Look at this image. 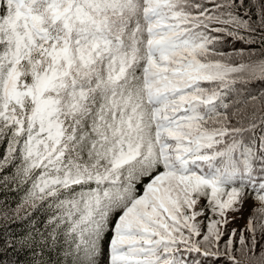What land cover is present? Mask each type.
Instances as JSON below:
<instances>
[{
	"label": "snow or ice",
	"instance_id": "6c2138e0",
	"mask_svg": "<svg viewBox=\"0 0 264 264\" xmlns=\"http://www.w3.org/2000/svg\"><path fill=\"white\" fill-rule=\"evenodd\" d=\"M0 145V256L264 264V0H0Z\"/></svg>",
	"mask_w": 264,
	"mask_h": 264
},
{
	"label": "trees",
	"instance_id": "16d2710c",
	"mask_svg": "<svg viewBox=\"0 0 264 264\" xmlns=\"http://www.w3.org/2000/svg\"><path fill=\"white\" fill-rule=\"evenodd\" d=\"M253 19H256V17L253 16ZM259 31L260 29H257V32ZM259 48V44L245 45L241 42L232 43L231 38H229V45L225 49V51L232 52L237 49H244L245 52H247L249 49H253L258 52ZM237 87L244 86L237 85ZM246 87L255 90L257 85L250 84ZM3 154L4 146L0 145V156H3ZM0 177H7L6 180L0 179V207L8 206L10 208H15L20 202L22 196L25 194V190L27 189L28 184H18L13 176V169L11 167H6L5 169L0 170ZM25 211L27 212V219L17 218L15 220L5 221L4 219L0 218V237L8 239L12 238L13 236H21L27 230H29L33 224H42L44 222L46 214L43 213L40 209ZM24 214L25 212L21 213L22 216ZM221 248H223V239L221 241ZM31 259L32 256L30 252L21 250L19 248H9L3 253L2 256H0V261H2V264H29ZM44 259L50 260L52 264H55L57 257L55 253H53L50 256L45 255ZM209 264H211V262H209Z\"/></svg>",
	"mask_w": 264,
	"mask_h": 264
},
{
	"label": "rangeland",
	"instance_id": "374dc122",
	"mask_svg": "<svg viewBox=\"0 0 264 264\" xmlns=\"http://www.w3.org/2000/svg\"><path fill=\"white\" fill-rule=\"evenodd\" d=\"M250 211H251V204L249 203L248 205L245 206L244 212L241 215H238L235 221L233 222V224L230 225L229 227H238V228L243 227Z\"/></svg>",
	"mask_w": 264,
	"mask_h": 264
}]
</instances>
